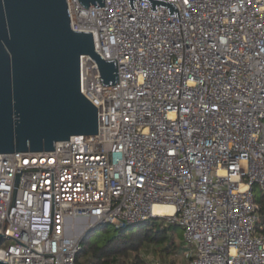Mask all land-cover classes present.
I'll use <instances>...</instances> for the list:
<instances>
[{"label":"built area","instance_id":"built-area-1","mask_svg":"<svg viewBox=\"0 0 264 264\" xmlns=\"http://www.w3.org/2000/svg\"><path fill=\"white\" fill-rule=\"evenodd\" d=\"M71 26L117 60L104 86L81 58V93L99 132L49 153L0 155V227L7 264H78L87 230L152 219L183 228L184 264H264V0H67ZM156 207H172L167 216Z\"/></svg>","mask_w":264,"mask_h":264},{"label":"water","instance_id":"water-1","mask_svg":"<svg viewBox=\"0 0 264 264\" xmlns=\"http://www.w3.org/2000/svg\"><path fill=\"white\" fill-rule=\"evenodd\" d=\"M128 1L132 11L135 1H147L154 13L160 6L180 17L167 1ZM79 2L105 7V0ZM85 56L97 63L104 86L119 83L117 60L97 53L92 33L73 30L67 0H0V155L49 153L74 136L98 135V109L81 93ZM74 223L82 242L93 229L88 220L69 219L70 236ZM5 240L0 227V245Z\"/></svg>","mask_w":264,"mask_h":264},{"label":"trees","instance_id":"trees-1","mask_svg":"<svg viewBox=\"0 0 264 264\" xmlns=\"http://www.w3.org/2000/svg\"><path fill=\"white\" fill-rule=\"evenodd\" d=\"M255 201L260 206V224L264 225V197L255 196ZM180 239H183L182 229L177 225L166 226L161 219L122 229L103 225L81 242L77 263L147 264L141 256L144 249L155 247L163 255L180 254L182 248L177 244Z\"/></svg>","mask_w":264,"mask_h":264},{"label":"rangeland","instance_id":"rangeland-1","mask_svg":"<svg viewBox=\"0 0 264 264\" xmlns=\"http://www.w3.org/2000/svg\"><path fill=\"white\" fill-rule=\"evenodd\" d=\"M254 195L261 198L264 197V193L261 191L259 187L255 188ZM163 220V219H161ZM164 224L169 225L166 220H164ZM180 227V226H179ZM181 228V227H180ZM184 232L183 228H181ZM12 242L9 240H5L0 246L2 248L8 247ZM183 239L177 240V244L182 248L180 254H172V255H163L164 253L160 252L161 250L155 247H147L142 251V258L147 264H182L184 262L186 247L183 245ZM162 253V254H161Z\"/></svg>","mask_w":264,"mask_h":264},{"label":"bare ground","instance_id":"bare-ground-1","mask_svg":"<svg viewBox=\"0 0 264 264\" xmlns=\"http://www.w3.org/2000/svg\"><path fill=\"white\" fill-rule=\"evenodd\" d=\"M155 212L159 213V214H165L167 216H171L173 214V208L172 207H167V208L156 207L155 208ZM72 227H73L74 235L79 237L78 234H77L78 233L77 225H72Z\"/></svg>","mask_w":264,"mask_h":264},{"label":"crops","instance_id":"crops-1","mask_svg":"<svg viewBox=\"0 0 264 264\" xmlns=\"http://www.w3.org/2000/svg\"><path fill=\"white\" fill-rule=\"evenodd\" d=\"M183 241H184V236H183ZM185 243H183V245H184ZM185 246V245H184ZM184 259V262L182 263V264H184V263H186V257L185 258H183Z\"/></svg>","mask_w":264,"mask_h":264}]
</instances>
